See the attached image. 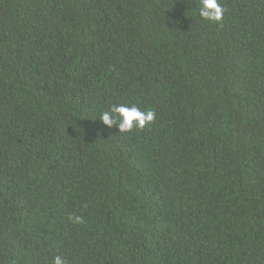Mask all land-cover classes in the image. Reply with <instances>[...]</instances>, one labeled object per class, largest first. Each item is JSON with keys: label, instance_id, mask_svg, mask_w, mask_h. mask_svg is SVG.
Returning <instances> with one entry per match:
<instances>
[{"label": "trees", "instance_id": "16d2710c", "mask_svg": "<svg viewBox=\"0 0 264 264\" xmlns=\"http://www.w3.org/2000/svg\"><path fill=\"white\" fill-rule=\"evenodd\" d=\"M219 2L0 0V264H264V0Z\"/></svg>", "mask_w": 264, "mask_h": 264}, {"label": "clouds", "instance_id": "9594fccd", "mask_svg": "<svg viewBox=\"0 0 264 264\" xmlns=\"http://www.w3.org/2000/svg\"><path fill=\"white\" fill-rule=\"evenodd\" d=\"M200 3L199 15L201 18L218 24L222 22L224 9L219 0H200ZM155 116L156 113L152 110L145 112L136 106L114 104L110 110L101 113L99 120L109 129L115 125L119 129V133H125L130 132L134 127L145 128L154 121ZM70 219L74 223L81 222L79 216H72ZM54 264H67V261L61 256H56Z\"/></svg>", "mask_w": 264, "mask_h": 264}]
</instances>
